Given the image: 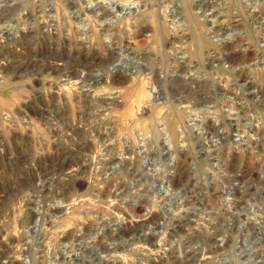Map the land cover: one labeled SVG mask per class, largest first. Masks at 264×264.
I'll return each instance as SVG.
<instances>
[{"label":"rangeland","instance_id":"1","mask_svg":"<svg viewBox=\"0 0 264 264\" xmlns=\"http://www.w3.org/2000/svg\"><path fill=\"white\" fill-rule=\"evenodd\" d=\"M126 1L0 0V264H264V0Z\"/></svg>","mask_w":264,"mask_h":264},{"label":"bare ground","instance_id":"2","mask_svg":"<svg viewBox=\"0 0 264 264\" xmlns=\"http://www.w3.org/2000/svg\"><path fill=\"white\" fill-rule=\"evenodd\" d=\"M109 1V0H108ZM139 1V0H138ZM137 1V2H138ZM115 2V1H114ZM121 3H122V1H120ZM117 3V2H116ZM119 3V2H118ZM118 3H117V5H118ZM105 4V3H104ZM103 5V4H102ZM115 5V4H114ZM136 5V3L134 2V1H131V0H128V1H126V3L125 4H123V8H125V9H131L133 6H135ZM112 6V5H111ZM122 6V5H121ZM120 6V7H121ZM100 7V6H99ZM108 7V6H107ZM136 7V6H135ZM133 9V8H132ZM136 9V8H135ZM207 10V9H206ZM130 11V10H129ZM125 12V11H124ZM128 12V11H127ZM214 12V11H213ZM209 14V13H208ZM211 14H212V12H211ZM204 15V14H203ZM207 14H205V17L207 18V16H206ZM212 16V15H211ZM210 17V16H209ZM210 19V18H209ZM208 21V20H207ZM197 73V72H196ZM196 76V75H195ZM254 77V76H253ZM220 79V78H219ZM252 79V78H251ZM192 81V80H191ZM201 82V81H200ZM213 82V81H212ZM194 83V82H193ZM205 83V82H204ZM190 84H191V82H190ZM216 85V84H215ZM221 88V87H220ZM236 89V88H235ZM249 89V88H248ZM251 89V92H253V98L255 97V98H260V94H259V92L260 91H258L257 89H253V88H250ZM229 91V90H228ZM155 92H156V89H155ZM227 93V92H226ZM142 96H144L143 95V92L141 93V95H139V97H140V99H141V97ZM152 96V95H151ZM151 96H150V98H149V100H147V101H144L143 102V104L145 105V106H149L150 105V102L152 101V99L153 98H151ZM143 98V97H142ZM183 101V100H182ZM260 101V100H259ZM142 104V103H141ZM184 104H186V103H184ZM242 104V103H241ZM152 105V104H151ZM196 105H197V103H196ZM195 104H187L186 106H184L183 107V105H182V107L185 109V110H183V111H188V110H186V108H189V111H188V119L190 120V121H192L193 123H192V126H191V128H196L197 126L199 127V126H201L202 125V122H201V120H200V118H198V110H196L198 107L196 106ZM182 107H179V108H182ZM186 107V108H185ZM150 108V107H149ZM231 110V109H230ZM187 114V113H186ZM231 116V115H230ZM245 116V115H244ZM229 117V116H228ZM244 119V118H243ZM231 120V119H230ZM228 121V120H227ZM204 122V121H203ZM207 122V121H206ZM230 122V121H229ZM208 123V122H207ZM203 125H205V124H203ZM208 126V125H207ZM204 127V126H203ZM201 128V127H200ZM205 128V127H204ZM207 128V127H206ZM205 130V129H204ZM204 130H199V134H202V135H204V133H205V131ZM212 132V131H211ZM215 132V131H214ZM241 132V131H240ZM183 133V132H182ZM206 134V133H205ZM220 136V135H219ZM184 139V138H183ZM198 139V138H197ZM211 141V140H210ZM221 143V142H220ZM208 145V144H207ZM219 241V240H218ZM22 259V258H21ZM10 260V259H9ZM9 260H6V261H2L1 262V264H10L9 263ZM20 264H28V260H27V258H23L22 259V261L21 262H19ZM12 264V263H11ZM14 264H16V263H14Z\"/></svg>","mask_w":264,"mask_h":264}]
</instances>
